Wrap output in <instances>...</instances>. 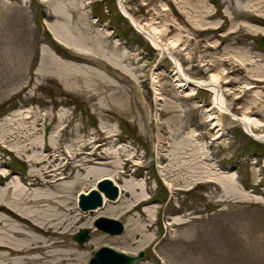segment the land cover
<instances>
[{"label": "rangeland", "instance_id": "1", "mask_svg": "<svg viewBox=\"0 0 264 264\" xmlns=\"http://www.w3.org/2000/svg\"><path fill=\"white\" fill-rule=\"evenodd\" d=\"M121 4L141 25L158 26L164 44L177 39L169 53L185 76L206 80L215 74L229 112L258 119L253 131L264 135L261 0ZM118 6L116 0H0V193L37 170L21 151L22 140L5 138L6 123L15 129L23 112L33 113L24 126L37 124L40 133L30 139L52 138L60 148L48 170L80 177L77 165L88 170L89 158L120 153L123 157L112 160L117 170L151 177L156 200L152 220L158 223L150 233L156 240L129 246L123 242L125 218L117 220L122 233L110 235L93 226L107 215L79 210L78 192L87 193L98 182L91 178L74 193L79 222L67 235L52 237L78 255L88 253L65 264H88L101 247L128 255L143 252L134 264H187L189 244L176 239L187 240L188 228L170 224L179 217L187 220L193 207L195 264H264V143L253 145L242 127L220 114L209 91L179 87L173 63L132 28ZM189 155L196 162L195 182L189 179ZM163 167L173 171L171 178L163 177ZM228 175L231 181L221 185ZM171 179L182 182L174 186ZM81 228L89 230L82 247L73 240ZM99 237L118 243L95 247Z\"/></svg>", "mask_w": 264, "mask_h": 264}, {"label": "bare ground", "instance_id": "2", "mask_svg": "<svg viewBox=\"0 0 264 264\" xmlns=\"http://www.w3.org/2000/svg\"><path fill=\"white\" fill-rule=\"evenodd\" d=\"M116 1L120 5L122 0ZM261 4L260 8H264V0H261ZM119 7L123 16H127L130 23L137 29V32L154 49L162 53L163 51L168 52L169 55L166 57L174 65L179 87L203 88L209 91L212 94L214 108L220 114L229 115L228 113L230 112L225 105L224 96L215 74H212L206 80H192L186 77L180 63L169 53V47H175L177 39H173L169 44H164L161 41V32L158 26H154L152 21L145 26L141 25L122 7V4ZM256 12L261 16V12ZM245 26H248L251 31H255L253 29L255 26L247 24ZM216 29L217 27L214 26L212 29L206 28L200 32H210ZM261 35L264 38V32ZM15 63L17 64L19 61ZM55 66H59V63H54L53 67ZM33 116H35L33 113L23 112L21 120L15 129L9 124H5V138L21 139L22 145L20 149L22 153L30 155L27 160L31 165L36 166L37 170L18 177L13 184L6 186L0 193V264H65L72 261L70 258L74 256L86 258L88 253L78 255L67 242H58L52 237L60 238L67 235L79 222L74 219L76 217V210L73 208L74 193L91 178H96L98 181L109 180L119 193V196L114 201L107 200L105 195L101 194L103 197L102 206L98 210H94L93 216L100 212L107 215L105 217L101 215V218L108 217L116 221L125 218L126 234L123 242L129 246L137 244L138 247H141V241L151 245L156 239L150 233L154 225L158 223L157 220H152L156 200L152 197L151 177L142 174L137 175L136 172L129 173L127 170L119 172L115 167L116 163L112 162V160L115 158L119 160L123 157L120 153L116 154V156H114L115 154L106 153L100 154L94 159L89 158L86 161V164L91 166L88 170H84L80 167L81 165H77L78 171L84 174V176L80 177L63 176L59 168L53 171L48 170L53 162L50 160L58 157L55 154L60 153V148L52 138L44 137L39 143L30 139L32 135L40 133V129H37V124L31 127L29 125L24 126L28 124V121ZM232 117L236 116L232 114ZM238 120L237 124L244 128V131H246L245 128L250 129L255 136L261 139L259 141L264 142V135L255 134L253 131L254 126L260 125L258 119L246 115L239 117ZM219 126L220 124L215 125L218 131L220 130ZM187 158L190 159L191 167L189 179L191 182H195L196 162L194 155H189ZM130 159H133V157L123 160V163L120 164L122 169H125ZM161 159L164 161L166 158L162 156ZM181 163H183L182 160ZM106 167L113 170H108ZM172 172L167 167L162 169V175L166 179L172 177ZM8 177V175L3 176L4 179ZM171 180L174 182V186H179L182 182L181 179ZM229 181H231V176L228 175L220 183L223 185V182ZM93 189H96V186ZM78 193L81 195L88 194V192L82 193L81 191ZM195 214L196 209L193 207L191 213L187 215V220L179 217L171 221L170 224L176 230H180L183 227L188 228L187 240L183 238L176 239V244H189L187 264H195L196 262L197 217ZM96 241L93 244L95 247L101 245V243H118V241L107 240L105 237H99ZM123 252L128 254L126 251ZM109 257L111 256L105 257L103 261L108 262L110 260ZM154 264H168V262L163 261Z\"/></svg>", "mask_w": 264, "mask_h": 264}, {"label": "water", "instance_id": "3", "mask_svg": "<svg viewBox=\"0 0 264 264\" xmlns=\"http://www.w3.org/2000/svg\"><path fill=\"white\" fill-rule=\"evenodd\" d=\"M258 45L264 48V38L258 40ZM163 53L166 56L169 55L166 51H163ZM228 114L233 121H239V117H232L231 113ZM245 130V133L253 140H261L259 137L252 134L250 129L245 128ZM101 194H104L106 199L113 201L118 196V190L109 180H101L97 183L96 189L91 190L88 195L79 196L80 209L82 211H88L100 207L102 205ZM94 227L110 235H120L123 231V225L119 221L109 218L97 219L94 222ZM88 233V229L82 228L73 236V240L82 247V245L89 240ZM107 256H111L109 257L110 260L104 262L103 260ZM142 257L143 253H140L138 256H129L124 253L116 252L110 248L102 247L94 253L89 264H134L136 261L141 260Z\"/></svg>", "mask_w": 264, "mask_h": 264}, {"label": "trees", "instance_id": "4", "mask_svg": "<svg viewBox=\"0 0 264 264\" xmlns=\"http://www.w3.org/2000/svg\"><path fill=\"white\" fill-rule=\"evenodd\" d=\"M251 143H252L253 145H255V146H259V143H256V142H254V141H251Z\"/></svg>", "mask_w": 264, "mask_h": 264}]
</instances>
